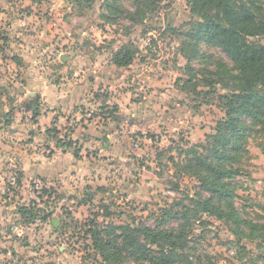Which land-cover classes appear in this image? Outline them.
<instances>
[{
  "label": "rangeland",
  "instance_id": "374dc122",
  "mask_svg": "<svg viewBox=\"0 0 264 264\" xmlns=\"http://www.w3.org/2000/svg\"><path fill=\"white\" fill-rule=\"evenodd\" d=\"M243 1L264 16V0ZM200 21L188 0H0V264H106L88 233L96 224L178 228L190 264H264V131L246 117L225 125L223 71L237 70L195 41ZM125 51L134 59L120 68ZM54 87L78 119L52 110ZM61 116L62 142L76 147L58 150L70 169L43 182L44 193L33 187L39 177L22 178L18 158L31 131ZM36 140L48 156L45 137Z\"/></svg>",
  "mask_w": 264,
  "mask_h": 264
},
{
  "label": "trees",
  "instance_id": "16d2710c",
  "mask_svg": "<svg viewBox=\"0 0 264 264\" xmlns=\"http://www.w3.org/2000/svg\"><path fill=\"white\" fill-rule=\"evenodd\" d=\"M188 1L192 14L201 20L196 23L197 31L193 34L195 41L219 48L237 70L235 74L229 69L223 71L232 83V86H228L231 91L224 96L228 119L225 125L236 127L241 123L240 118L246 117L258 123L264 131V44L249 40L264 37V21L261 20L264 16L260 14V8L253 10L255 8L243 0ZM261 1L256 0L260 3ZM255 11L259 12L258 16ZM114 59L116 66L123 68L132 64L134 56L125 51L119 52ZM116 112L117 109L114 108L105 113L108 117H114ZM71 145L72 143L69 146ZM217 147L214 151L219 155ZM223 155L226 156L224 153ZM187 167L195 168L192 161ZM208 170L214 171V166H209ZM220 172H226L230 176V172L224 169ZM206 181L210 182V179L206 178ZM214 189L220 192L219 188ZM205 206L207 212L218 211L210 200L205 201ZM105 213V217L112 215L108 209ZM99 214L93 215L90 224H96ZM111 228H100L96 224L95 229L90 228L88 232L95 239L94 247L101 253L102 261L106 264H117L119 260L124 259L155 264H190L188 259L184 261L179 254V251L184 250V233L178 231V228L170 227L166 231H157L144 225L129 224ZM142 238L149 240L157 250L153 251L150 244H143Z\"/></svg>",
  "mask_w": 264,
  "mask_h": 264
},
{
  "label": "crops",
  "instance_id": "0c3cea01",
  "mask_svg": "<svg viewBox=\"0 0 264 264\" xmlns=\"http://www.w3.org/2000/svg\"><path fill=\"white\" fill-rule=\"evenodd\" d=\"M55 90L56 92L52 91L55 97L54 100H51V98L49 97H47L46 99L47 103L51 105L50 107H52V110L58 109L63 114L74 113L73 118L78 119L79 113L78 112L75 113L74 110H72L73 107H77V106H74L73 104H71V106H68L71 102L70 101L71 96L62 90L57 91L56 88ZM74 101H75L74 103H76L77 99L75 98ZM54 103L56 104V106L53 105ZM36 109L37 110L35 111V115L33 116L34 122L38 121L37 119H39L38 117L40 115L39 109L38 108ZM115 109H117V112H118V106H116ZM117 112L115 113L113 118H115ZM67 121H68V118H64L61 116L57 119V117H55L54 120H52L51 123L49 124V128L47 130H45V128H41L38 130L39 132H41L44 129L43 130L44 132L42 131L41 135H39V132L37 131H31L30 138H32L35 143H37L36 139H38L39 136L45 137L46 147L50 148V154L48 156L41 157L40 155H38V152L34 149L35 148L33 145L34 142L32 144L30 142V145H27V148L24 149L25 152L21 153L20 158H18L21 162V168H20L21 176L22 178L24 177L25 182H28L29 180H32L33 178L39 177L40 180H37V181H39L43 186L45 185L44 183H51L52 185L50 184L49 185L53 186L54 179L52 177L59 178L61 176L63 177V179L65 178L64 175L66 174V171H69L70 165L68 164V160L66 161L67 158L63 159L58 155V150H61L62 152H67L66 154H64V156L65 155L68 156L70 155V153L67 149L71 150V149H74V147H76L75 146L76 142L74 139L72 140L73 142L70 141L67 144H64V142H62L63 139L67 138V134H64L65 131H63L65 126H67L66 125ZM50 125L54 126L55 130H52ZM36 126H37L36 128L42 127V125L40 126V122L39 124H36ZM71 143H72L71 145L72 147L69 146ZM28 152H31L30 154L31 156L29 158L25 156L26 153ZM77 155H78L77 152L76 154L74 153V156H77ZM65 162H66V165H65ZM33 163H36V164L33 165Z\"/></svg>",
  "mask_w": 264,
  "mask_h": 264
},
{
  "label": "built area",
  "instance_id": "2783aa9c",
  "mask_svg": "<svg viewBox=\"0 0 264 264\" xmlns=\"http://www.w3.org/2000/svg\"><path fill=\"white\" fill-rule=\"evenodd\" d=\"M11 181H12V185L13 186H16V184L15 183H19V180L17 181V179L14 177V178H12L11 179ZM33 187H35L38 191H41L42 190V192L44 191V186L39 182V181H33ZM43 193H41L40 195H42Z\"/></svg>",
  "mask_w": 264,
  "mask_h": 264
},
{
  "label": "water",
  "instance_id": "95a60500",
  "mask_svg": "<svg viewBox=\"0 0 264 264\" xmlns=\"http://www.w3.org/2000/svg\"><path fill=\"white\" fill-rule=\"evenodd\" d=\"M62 60H63V61H65V59H64V58H62ZM53 224H55V221H53Z\"/></svg>",
  "mask_w": 264,
  "mask_h": 264
}]
</instances>
